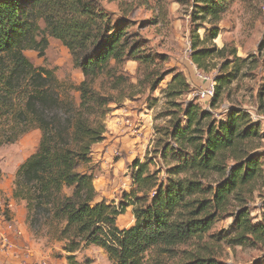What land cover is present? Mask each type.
<instances>
[{
    "label": "trees",
    "instance_id": "trees-1",
    "mask_svg": "<svg viewBox=\"0 0 264 264\" xmlns=\"http://www.w3.org/2000/svg\"><path fill=\"white\" fill-rule=\"evenodd\" d=\"M228 6V0L194 4L193 23L200 19L214 27L203 39L197 28L192 31L193 63L206 71L216 68L211 66L215 59L231 58L216 76L212 108L247 61L234 47L207 46L219 36L215 24ZM127 27L125 21L112 25L93 0H0V145L15 142L32 129L41 131L37 151L20 165L13 183V198L26 202L32 231L46 230L61 242L66 264H92V258L78 257L90 246L103 249L111 264H223L214 256L217 242L264 243V223H254L245 206V196L254 193L263 175L256 150L264 132L242 107L230 108L226 118L217 120L193 101L185 106L173 102L171 125L164 133L168 141L160 142L161 152H156L165 163L169 157L174 160L166 181L160 180L151 168L154 160L146 156L131 165L134 189L119 205L99 199L95 175L85 166L92 162L93 147L105 139L109 105L115 101L111 92L132 84L120 67L137 61L152 83L161 70L150 67L164 60L129 35ZM47 35L60 40L82 70L78 102L63 98L53 69L34 65L26 55L36 50L43 56ZM171 73L168 96L190 92L184 73ZM103 76L109 82L104 93L96 88ZM234 201L239 207L231 232L209 234ZM128 207L134 223L121 228L117 220ZM183 246L193 248L180 250ZM178 257L181 260L173 262Z\"/></svg>",
    "mask_w": 264,
    "mask_h": 264
},
{
    "label": "rangeland",
    "instance_id": "rangeland-1",
    "mask_svg": "<svg viewBox=\"0 0 264 264\" xmlns=\"http://www.w3.org/2000/svg\"><path fill=\"white\" fill-rule=\"evenodd\" d=\"M93 2L99 10L109 15L112 25L116 26L125 21L129 35L141 40L147 50L164 58L156 60L157 65L150 67L161 70V73L153 76L152 83L146 80V69L137 61L128 60L120 67L133 85H126L121 91H110L115 101L109 105L111 111L106 117L105 139L93 147L92 162L85 166L86 170L95 175L99 199L104 198L109 203L119 205L124 200V194L134 189L131 165L136 159L145 161L146 156L154 160L156 165H151V168L157 170L160 180L166 181V170L174 164V160L169 157L165 163L161 153L156 152L160 150V142L168 141L164 133L171 125L170 112L175 110L173 102L185 106L193 101L203 110L210 111L217 120L226 118L230 108L242 107L251 113L254 121L261 124L264 132V0H228L227 11L215 24L220 30L219 36L207 46L234 47L238 56L246 58L247 61L242 63V70L237 78L224 90L213 108V100L201 102L196 95L203 83L194 71L190 52L191 34L197 28L200 38L203 39L214 25L200 19L193 23V18H197L194 14L195 0ZM40 25L45 28L43 20H40ZM47 37L49 45L43 56L36 50L26 51V55L34 65L53 69L62 84L59 90L63 98L68 96L78 102L79 93L76 87L84 78L82 70L75 65L73 55L60 40L49 35ZM228 59L231 60L230 57L215 59L211 66L216 68L212 67L213 69L204 72L212 76L219 75L221 64ZM231 68L229 66V70ZM172 70L184 73L190 84V92L175 98L168 96L173 78ZM108 87L109 82L105 76L96 81V88L102 93L108 92ZM182 119L185 125L186 120L184 117ZM40 139L41 131L32 129L15 142L0 145V197L4 202L8 201L4 195L5 190L9 184L14 189L18 168L37 151ZM260 146L256 154L261 156L263 175L255 183L254 193L245 196V206L250 210L254 223H264V140ZM16 201L26 206L25 201ZM238 207L239 204L234 201L229 212L217 219L209 234L219 236L230 233L234 222L233 214ZM117 223L124 228L133 225L132 207H128L126 213L118 217ZM27 225L33 236L32 241L35 242V246L31 247L43 256H48L46 260L49 264L51 258L66 255L62 251V243L47 235L46 230L34 232L28 223ZM216 245L214 256L223 264L264 262V243L230 246L225 241H220ZM192 248L193 246H183L180 250ZM85 256L92 258V264H111L106 252L98 246H90L78 252L79 259ZM179 260L181 257L173 262Z\"/></svg>",
    "mask_w": 264,
    "mask_h": 264
},
{
    "label": "crops",
    "instance_id": "crops-1",
    "mask_svg": "<svg viewBox=\"0 0 264 264\" xmlns=\"http://www.w3.org/2000/svg\"><path fill=\"white\" fill-rule=\"evenodd\" d=\"M4 195L8 198L6 201L11 204V207L8 210L9 218L3 215L0 209V232L9 235L12 247L7 251L0 252V264H38L48 256H43L31 247L35 246V242L32 241L33 236L26 223V206L24 203L18 204L13 198V187L10 184ZM0 201L3 202L4 200L0 197ZM51 260L50 264H66L65 255L51 258Z\"/></svg>",
    "mask_w": 264,
    "mask_h": 264
},
{
    "label": "built area",
    "instance_id": "built-area-1",
    "mask_svg": "<svg viewBox=\"0 0 264 264\" xmlns=\"http://www.w3.org/2000/svg\"><path fill=\"white\" fill-rule=\"evenodd\" d=\"M190 52H192L191 46H190ZM193 65H194V71L197 77L203 83V86L199 88L196 92L197 97L199 98L201 102L212 101L216 93V86H217L216 76L208 75L202 69H200L197 65L195 64ZM10 207H11V204H9V202L0 201V209L3 215L6 214V211H8ZM11 247H12V243H11L9 235H7L4 232H0V252L7 251ZM38 264H49V262L46 259H43Z\"/></svg>",
    "mask_w": 264,
    "mask_h": 264
}]
</instances>
